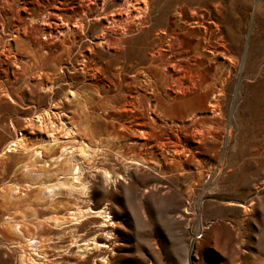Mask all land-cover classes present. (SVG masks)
<instances>
[{
  "label": "rangeland",
  "instance_id": "rangeland-1",
  "mask_svg": "<svg viewBox=\"0 0 264 264\" xmlns=\"http://www.w3.org/2000/svg\"><path fill=\"white\" fill-rule=\"evenodd\" d=\"M111 3L0 0V264H264V0H147L117 25L100 15ZM199 38L216 94L175 96L164 65ZM53 105L111 150V180L84 166L85 195L45 188L63 161L35 155V117ZM19 134L27 151L7 152Z\"/></svg>",
  "mask_w": 264,
  "mask_h": 264
},
{
  "label": "bare ground",
  "instance_id": "bare-ground-1",
  "mask_svg": "<svg viewBox=\"0 0 264 264\" xmlns=\"http://www.w3.org/2000/svg\"><path fill=\"white\" fill-rule=\"evenodd\" d=\"M111 4H112V7L117 6L118 12L115 14L113 11H110L108 13L103 11V13H101L100 15H103L102 17L103 20L104 21L106 20L107 22H109V24L117 25V24L122 23L123 15L124 16L126 15L127 17L133 20L138 19L137 17L139 16V14H141V12H143L147 7V0H112ZM123 12H125V14H123ZM75 29L76 28H74V30ZM58 31L61 32L63 30L58 29ZM104 32L105 30L102 29V32L100 35H102ZM71 46L72 44H69L68 46H66L67 52H69V50L72 48ZM212 50L213 48L210 46L208 41H203L202 39L199 38V39H195L194 43L191 44L187 50L172 52L171 57H169L170 59H167L164 65L166 67V73L164 74V80H170L172 85L175 86V91L174 90L172 91L171 89H168V90H170L175 96L184 95L185 93L184 90H186V88L188 89V86L193 87L195 86L194 85L195 82H198L200 83L199 88L201 90L199 91V94L201 97H204L205 99H207L215 95L216 94V91L214 90L215 84L212 83L211 81H208V76L202 73V60H198L196 58L197 54L212 51ZM86 52L93 53V46H89L86 49ZM158 53H160V51H158ZM152 58L153 57H151V59ZM181 59H185L187 63L182 65ZM78 64H79V68L81 72L83 73L91 72L89 76L92 78L95 77L96 74H100L103 77H105V75L102 73V70L100 68H90L86 70V67L88 66L86 60H82ZM177 67L182 70L181 73L180 71H177L175 69ZM34 68L37 69V67H34ZM163 85H165V83H163ZM185 86L187 87L185 88ZM45 88H46V91L51 90L50 86H47ZM67 92H68L67 93L68 96L73 97L74 93L71 90ZM154 96L158 97L159 94L155 93ZM122 97L124 98V102H127L128 98L129 99L132 98L131 95H122ZM67 101L68 99H65L64 100L65 103H62V104L60 103V105H62V107L64 108L68 104ZM79 108L83 109V113H90V107L88 106L87 102H85L82 105L81 100H77L76 109H79ZM64 117H65V112H63V110L58 109V105L51 106L50 108H48L45 111H42L40 114H38L35 117L37 125L44 131L46 130L47 135H46L45 141L43 142V147L41 146L42 149L39 152L37 150H34V153L37 156L40 155L41 159L43 160L44 158H47L45 160L50 161L53 164L63 161V163L60 166L58 165L59 171L56 170V172H58L59 175H62V178L60 177L59 179H57V182L55 184L51 186H46L45 188L48 190L47 193L54 194L55 191H59L60 193H62L63 191L65 193L66 192L71 193L73 191H76V193L78 192L80 194L85 195L87 193V188H86V182L84 178V168H85L84 166L87 165L88 168H93L95 172L101 173L103 176V180L105 181L111 180V178L113 177L112 172L105 163V160H107L106 156L109 153H111V150L110 151L103 150L101 146H99L98 144L89 143L85 141L84 139L77 140L76 139V136H77L76 129L73 126H69V125L67 126L66 124H64L63 123ZM89 127L90 126H88V128ZM139 133H141V136H142L141 140L146 139L145 137L146 134L143 131H139ZM84 136L87 137L86 135ZM24 139H25L24 136L22 134H19V137L15 141L11 142L6 147L7 149L6 151L10 152L12 150H15V148L17 147L18 148L20 147L23 150L27 151V148L23 144ZM116 139L118 140L119 138L117 137ZM55 147L58 148V150L61 149V152L59 155H58V152L53 153V150ZM112 151L119 153L118 148L112 149ZM45 152H50V154L47 157H45L44 156ZM77 154L79 156V159L80 160L82 159V162H80V160L77 159ZM97 156L104 157V158L101 160V162L100 161L98 162V161H95V157ZM127 159L130 160L131 158L128 157ZM60 171L61 173H59ZM37 174H38V177L45 175L43 172H38ZM40 179L42 180V178ZM46 189H43V190L45 191ZM94 213L100 216V215L105 214V211L102 209H97ZM71 217L76 218V215L71 214ZM102 226L104 227V225ZM101 231H104V229H101ZM31 242L35 243L33 241ZM82 245L86 246L87 244L84 243ZM93 246L95 249L100 250L101 248H104L105 244L95 242L93 243ZM77 249L78 251L80 250L79 251L81 252L80 255H83L85 251L84 248L78 246Z\"/></svg>",
  "mask_w": 264,
  "mask_h": 264
}]
</instances>
